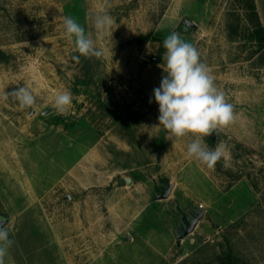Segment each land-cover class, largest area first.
<instances>
[{
	"label": "rangeland",
	"instance_id": "obj_1",
	"mask_svg": "<svg viewBox=\"0 0 264 264\" xmlns=\"http://www.w3.org/2000/svg\"><path fill=\"white\" fill-rule=\"evenodd\" d=\"M103 12L114 23L100 37ZM64 16L91 33L99 57L79 55ZM259 23L264 0H0V217L14 241L5 264H264ZM173 32L234 106L236 122L204 138L227 146L212 169L187 156L190 137L155 128ZM20 86L34 108L5 99ZM66 90L61 115L54 98Z\"/></svg>",
	"mask_w": 264,
	"mask_h": 264
},
{
	"label": "clouds",
	"instance_id": "obj_2",
	"mask_svg": "<svg viewBox=\"0 0 264 264\" xmlns=\"http://www.w3.org/2000/svg\"><path fill=\"white\" fill-rule=\"evenodd\" d=\"M66 39L75 45L80 56L99 57L96 40L86 33L83 26L71 16L61 17ZM114 19L107 12L97 14L93 25L98 36L106 35ZM163 69L165 75L160 86L153 90L155 102L159 106V125L176 140L190 137L187 156L209 169L215 167L227 152L221 142L214 149L205 143V137L213 135L236 122L234 106L228 102L225 93L214 81L210 68L201 61L200 53L190 43L184 41L180 33L173 32L163 41ZM77 61L79 56L74 57ZM23 108H34L36 97L26 86L14 88L6 93ZM70 91L58 93L54 98V109L65 114L72 107ZM151 103V100L149 101ZM14 241L10 239L5 226H0V264H5Z\"/></svg>",
	"mask_w": 264,
	"mask_h": 264
},
{
	"label": "trees",
	"instance_id": "obj_3",
	"mask_svg": "<svg viewBox=\"0 0 264 264\" xmlns=\"http://www.w3.org/2000/svg\"><path fill=\"white\" fill-rule=\"evenodd\" d=\"M254 35L257 38V41L260 44L264 45V29H263V27L261 26L260 23L257 25V27H256V29L254 31ZM151 38H152V35L148 34V35L142 36L139 41H140V43H147V42H149L151 40ZM79 83L82 84V85H87L86 84V80H80ZM214 134H216V132ZM208 141L212 143L213 142V138L209 137Z\"/></svg>",
	"mask_w": 264,
	"mask_h": 264
},
{
	"label": "water",
	"instance_id": "obj_4",
	"mask_svg": "<svg viewBox=\"0 0 264 264\" xmlns=\"http://www.w3.org/2000/svg\"><path fill=\"white\" fill-rule=\"evenodd\" d=\"M184 26H185L186 28H189V26H191V23L188 21V22L185 23ZM213 139H214V137H213ZM126 181H127V183H128L129 185L132 183V180H131V179H127ZM171 191H172V186H170V187L167 189V191L164 193L163 196H161V198H167V197L170 195ZM202 216H203V213H201V214L199 215V218L193 222V224H192V226H191V228H190V231H192V230L194 229V227H195L196 224L198 223V220L201 219ZM8 223H9V219L4 218V217H0V226H6Z\"/></svg>",
	"mask_w": 264,
	"mask_h": 264
}]
</instances>
